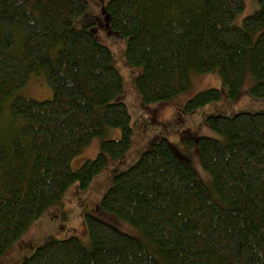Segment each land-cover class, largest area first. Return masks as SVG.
I'll return each instance as SVG.
<instances>
[{
  "label": "trees",
  "instance_id": "16d2710c",
  "mask_svg": "<svg viewBox=\"0 0 264 264\" xmlns=\"http://www.w3.org/2000/svg\"><path fill=\"white\" fill-rule=\"evenodd\" d=\"M234 26L244 0H111V28L127 39L126 60L142 72L136 87L146 106L171 102L191 86V72L216 68L235 99L246 70L264 98V0ZM85 0H0V258L70 186L87 191L109 160L124 157L134 130L117 100L123 78L112 52L72 21ZM259 32L257 37L255 35ZM32 75L45 76L50 100L15 94ZM207 89L188 100V114L219 101ZM221 139L196 145L212 187L162 137L129 169L117 173L101 207L136 226L145 243L91 215L92 247L77 237L49 239L19 264H264V111L211 114ZM108 128L120 139L102 143L95 159L74 171L80 151Z\"/></svg>",
  "mask_w": 264,
  "mask_h": 264
},
{
  "label": "rangeland",
  "instance_id": "374dc122",
  "mask_svg": "<svg viewBox=\"0 0 264 264\" xmlns=\"http://www.w3.org/2000/svg\"><path fill=\"white\" fill-rule=\"evenodd\" d=\"M85 1L86 11L72 21V26L81 29L93 23L89 30L112 52L113 64L123 78V92L117 100L127 105L132 116L131 125L134 130L132 147L121 159L109 160L107 167L95 177L87 191H81L77 183L70 186L63 199L58 204L50 206L39 220L29 226L12 250L0 258V264L21 263L49 239L77 237L86 248L91 249L86 223L87 214L145 243L142 230L104 210L100 205L103 195L112 185L114 176L133 166L141 155L151 148L153 140L165 137L173 142L180 157L193 168L195 178L212 187L213 178L200 162L198 147L187 143L186 138L197 140L199 137L209 136L221 139V135L211 129L206 122L205 117L211 114L232 116L240 112L264 111V98H256L251 93L255 80L250 68L246 70L242 88L235 99L228 96L220 69L216 68L208 73L191 72V86L187 91L177 95L171 102L146 106L136 87V78L142 72V68L131 66L127 62L125 56L127 39L111 28L107 17L105 9L111 0ZM244 2V10L235 17L234 26H241L244 19L259 8L257 0ZM258 34L259 32L255 37ZM212 88L222 91V98L219 101L212 102L191 114L184 111L183 106L188 100L197 93ZM15 95L44 101L52 99L53 90L48 86L45 76L32 75L28 85ZM120 138V129L108 128L102 137L95 138L88 147L80 151L71 163L72 169L76 171L86 161L95 159L105 140Z\"/></svg>",
  "mask_w": 264,
  "mask_h": 264
}]
</instances>
